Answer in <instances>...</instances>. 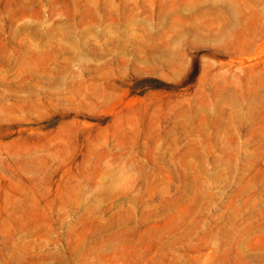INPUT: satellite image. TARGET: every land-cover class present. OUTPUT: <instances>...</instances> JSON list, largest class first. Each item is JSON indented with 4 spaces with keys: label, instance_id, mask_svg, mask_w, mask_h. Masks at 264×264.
Wrapping results in <instances>:
<instances>
[{
    "label": "rangeland",
    "instance_id": "obj_1",
    "mask_svg": "<svg viewBox=\"0 0 264 264\" xmlns=\"http://www.w3.org/2000/svg\"><path fill=\"white\" fill-rule=\"evenodd\" d=\"M0 264H264V0H0Z\"/></svg>",
    "mask_w": 264,
    "mask_h": 264
}]
</instances>
